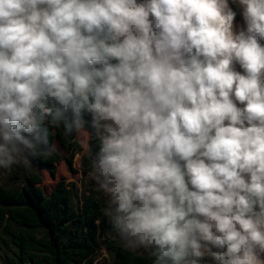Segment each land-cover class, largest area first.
<instances>
[{
	"label": "clouds",
	"instance_id": "obj_1",
	"mask_svg": "<svg viewBox=\"0 0 264 264\" xmlns=\"http://www.w3.org/2000/svg\"><path fill=\"white\" fill-rule=\"evenodd\" d=\"M261 41L264 0H0V170L88 131L126 248L264 264Z\"/></svg>",
	"mask_w": 264,
	"mask_h": 264
},
{
	"label": "trees",
	"instance_id": "obj_2",
	"mask_svg": "<svg viewBox=\"0 0 264 264\" xmlns=\"http://www.w3.org/2000/svg\"><path fill=\"white\" fill-rule=\"evenodd\" d=\"M76 136H66L62 126L49 127L51 144L59 139L69 156L55 149L51 156L32 158L30 167L14 165L11 184L0 185V252L6 256L4 264H95L100 248L106 250L110 264H152L147 250L133 251L118 238L105 214L100 192L59 183L47 195L39 186L43 171L55 176L56 164L62 161L72 167L74 151L79 147ZM97 146L98 141L90 137L83 174L92 171L89 151L95 152Z\"/></svg>",
	"mask_w": 264,
	"mask_h": 264
},
{
	"label": "rangeland",
	"instance_id": "obj_3",
	"mask_svg": "<svg viewBox=\"0 0 264 264\" xmlns=\"http://www.w3.org/2000/svg\"><path fill=\"white\" fill-rule=\"evenodd\" d=\"M233 9L237 12L235 23L240 26H246L241 15V10L235 6ZM264 44V41H261ZM76 141L79 147L74 151V159L72 167H69L65 161L56 164V174L51 176L47 171L41 173L43 182L39 186L44 190L45 194L49 195L59 183H66L68 188L74 184L80 189L88 188L94 189L102 194L103 201L106 208L108 207V197L98 189L96 181L92 175V171L83 174V156L87 154L90 136L88 132L77 134ZM55 149L63 156H69L64 145L59 139L54 142ZM11 171L0 170V185L11 184L10 174ZM118 235V234H117ZM119 238V236H118ZM145 249H138L136 251H144ZM6 256L3 252H0V264H4ZM95 264H110V258L104 248H100L96 254Z\"/></svg>",
	"mask_w": 264,
	"mask_h": 264
},
{
	"label": "crops",
	"instance_id": "obj_4",
	"mask_svg": "<svg viewBox=\"0 0 264 264\" xmlns=\"http://www.w3.org/2000/svg\"><path fill=\"white\" fill-rule=\"evenodd\" d=\"M230 4H231V0H230ZM231 6H232V7H235L236 5L232 4Z\"/></svg>",
	"mask_w": 264,
	"mask_h": 264
}]
</instances>
